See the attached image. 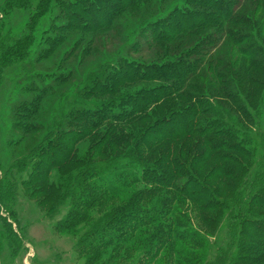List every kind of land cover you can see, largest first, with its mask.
Listing matches in <instances>:
<instances>
[{
    "label": "rangeland",
    "instance_id": "rangeland-1",
    "mask_svg": "<svg viewBox=\"0 0 264 264\" xmlns=\"http://www.w3.org/2000/svg\"><path fill=\"white\" fill-rule=\"evenodd\" d=\"M174 1H150L152 15H157L155 26L150 27L155 34L151 29L143 32L139 25L120 44L112 36L123 30L112 28L106 43L98 44L104 39L101 36L90 51L89 35L80 33L74 58L69 54L73 44H65L60 57L43 63L37 64L33 54L30 74L11 66L1 72L0 264H113L116 260L114 264H264V83L255 86L244 81L240 87L238 76L225 70L224 75L234 81L229 90L234 91L236 104L204 102L205 113L197 116L198 122H216V130L226 133L218 138L222 144L218 156L224 159L205 164L195 158L199 138L175 133L181 132L184 111L180 108L190 103L185 98L207 95L211 92L207 83L194 79L192 84L198 83L199 91H184L180 97L169 94V86L177 83L174 80L143 79L154 73L150 61L167 53L154 46L152 51L144 50L170 27L161 17L168 18ZM260 1L264 0H249L248 8L255 10ZM9 2L0 0V36L26 37L32 11L12 0L10 7ZM121 2L112 0L111 5ZM178 3L175 10L183 13L187 2ZM254 19L257 22L252 24L264 20L263 6ZM48 26L46 19L38 26V40L45 38ZM230 28L236 36L235 26ZM222 31L226 32V26L216 25L201 35L212 39ZM216 50V56L228 55L225 47ZM189 58L174 68L188 71V62L197 67L201 61L198 55ZM127 64L143 66L140 78L126 77L128 72L122 68ZM202 68L206 73L208 67ZM68 72L73 75L68 84H52L53 78ZM38 73L45 85L58 92L43 100L47 107L40 111L47 114L46 119H34L31 126L38 131L32 132L31 126L26 130L27 111L18 109L14 116L11 109L23 97V87L40 82ZM94 77L101 82L94 83ZM104 84L113 87L112 94L106 95ZM89 87L100 89L88 91ZM50 111L53 119H48ZM165 123L167 130L154 136L155 128ZM59 130H64L61 136ZM172 132L176 138L164 140ZM142 135L146 136L140 140ZM42 152L45 164L34 169ZM66 157L69 160L64 163ZM220 163L222 170L217 168ZM174 167L179 174L167 179L165 175H173ZM43 175L46 181L41 183ZM190 178L200 184H191L187 196L181 190L191 183ZM199 189L206 196L196 205L197 199L191 198ZM88 201L91 205L86 206ZM82 211L86 216L75 220L74 213Z\"/></svg>",
    "mask_w": 264,
    "mask_h": 264
},
{
    "label": "trees",
    "instance_id": "trees-1",
    "mask_svg": "<svg viewBox=\"0 0 264 264\" xmlns=\"http://www.w3.org/2000/svg\"><path fill=\"white\" fill-rule=\"evenodd\" d=\"M9 1L8 5L11 7V0ZM111 1L112 0H12V2L17 5L23 3V5L20 6L21 8L27 7L32 11L28 23L30 34L21 38H14L10 34L5 35L4 38H1L0 36V76L1 72L4 70L6 71L8 66L19 67L21 72H27V74H30L32 72L28 68L29 66H32L30 60L32 59L31 57L33 54V58H36L37 64L43 63L53 57H60V49H62L65 44H73L70 48L69 54L70 57L74 58L78 51V43L81 40L80 33L89 35L90 39H87L86 42L89 40L90 51L91 47L96 44V41H98L101 36L104 39L98 44L104 45L106 43L105 37L109 33L107 31L112 28H120L123 30V34L121 33L112 36L113 39L120 44H122L123 39L129 37L130 35L128 36V34L139 25H143V32L145 29H151L150 32H153L154 34L156 33L153 31L155 30L154 28H150L155 26L154 21L157 18V15H152V9L150 8L151 0H123L119 5H111ZM159 1L164 2V0ZM178 1L179 0L174 1L175 9L180 6ZM248 1L249 0H186L188 8L183 9V13H179L174 9L169 12L170 14L168 18L165 16L161 17V20L168 22L170 27H164V32L158 37H154V40H152L144 50L152 51L154 47H158L159 52H167L163 58H157L150 61L151 64H149L151 66L149 68L153 69L154 73H151V76L143 77V79H146L147 81L157 80L158 76H160L163 83L169 80L176 81V84L169 86V94H174L176 96L179 95L181 97L184 91H199L198 88H200V85L198 83L192 84V81L196 78H201V81L207 83L208 91H211L207 92V95L201 93V95H195L193 98H185L190 103L183 105L185 108H180L184 111L181 115L182 120L179 121L181 132L175 133L178 134V136L182 135L189 139L192 137L199 138V143L194 145V149L198 152L195 158L198 157V159L205 164H208L209 162H219V160L224 159H221L218 156V152L222 149L221 141H219L218 138H223L227 135L224 131L221 133L218 129L216 130V122L203 121L201 119L199 122L197 121L198 114L202 112L205 113L204 110L206 108H204V106L206 103L204 102H208L211 106H213V102H218V100H224L231 104H236L235 93H233L234 91L229 90L230 83H233L234 81L224 75V73H226L225 70L238 76L240 79V87L244 84V81L255 86H260L264 83V20L259 22V24H252V21L257 22L254 17L258 16L262 11L264 1L258 2V4L261 5H259L258 8L256 7L255 10L248 8ZM55 9L57 10V13L55 12ZM202 9L205 11H202ZM106 13H108V15L105 16ZM133 14L137 16L134 17ZM147 18L149 21L146 22ZM44 19L49 21L50 26L45 30V38L38 40L35 36V31L38 26L43 23ZM89 20H92V24L89 23ZM118 21L122 22L117 24ZM183 21L192 22L183 26ZM216 25H225L226 32L222 31L217 38L212 39H210L209 34L204 37L201 35L204 30ZM231 25L235 26L234 30H238L236 36L231 32ZM56 30L63 31L62 35H56ZM74 36L76 39H74ZM197 37L201 38L197 39ZM179 39H181V41L176 42ZM206 42H209L211 46L208 48L205 47L204 43ZM228 42L232 43V45H229ZM222 47H225L229 56L227 54L216 56L218 50H213L217 48L221 49ZM184 48L187 50L181 52ZM86 54L87 51L84 50L80 58L84 60ZM190 55L199 56L201 61L198 63L197 67L194 62L190 61L188 62V65L191 67L188 71H184L182 68L180 70L174 68L178 62H183V59L190 60L191 58L186 59ZM241 61L242 63H240ZM205 65L208 67L206 73L202 68V66ZM142 68L143 66H138L137 64H127L124 65L122 69L124 72H128L127 76L125 75L128 79L135 80L134 78H140L139 74L143 73ZM215 68L217 72L215 71ZM34 70L36 71V68ZM65 70L69 71L68 69ZM39 74L40 73L37 74V79L40 82L32 83L31 85L27 84L23 87V97L18 99V101H15L11 109V115L14 116H16L18 109L27 111V115L29 116V127L26 129L27 131L34 123V119H46L47 114L44 116L43 112L40 111L42 107H47V101H43L45 97H50L58 92L55 87L60 86H57V84L65 86L73 78V75L71 76L69 72L60 77H55L52 82L55 86L54 87L51 85H45L43 83L44 81L39 78ZM92 80H96L94 83L97 84L101 82V80L96 79V77ZM106 80L112 82L110 78H107ZM88 81L91 83V79H88ZM112 84L115 85L116 83L112 82ZM94 86L96 85L94 84ZM106 86H108V84H104L102 87V89L105 90L104 92L106 95L112 94L109 89H112L113 87L110 88ZM99 89L100 87H89L88 91ZM242 91H244V89H242ZM178 101L183 103L184 99ZM48 104L50 105L49 101ZM207 108L209 109V106H207ZM54 115L55 114L50 111L48 113V119H53ZM137 116H139L138 113H136L135 117ZM174 121L175 120H172L169 123L173 124ZM166 130L167 124H162L155 128L154 136H157ZM31 131H38V129L31 126ZM61 133H64V130H59L58 136H61ZM175 134L174 132L170 133L169 136L164 137V140L168 139L169 141V139L176 138ZM145 136L146 135H142L139 139L141 140ZM152 140L154 141V138H152ZM161 141H158L156 145ZM43 155L46 156L44 152L38 156L39 161L34 169L39 165H42L41 162L45 164L42 160ZM64 159V163L69 160L68 157ZM198 159H196V161ZM19 168L21 169L20 165ZM217 168L221 170L223 169L221 163ZM180 172L182 173V171ZM229 172L231 171H228L227 173ZM86 173H88V171H86ZM165 173L166 172L162 173V176H164ZM178 174L179 173H175L174 167V174L171 176L165 175V177L167 179H174ZM221 176L228 177V175ZM41 178V183L46 181V175H43ZM188 182L191 183L181 190V192L187 196L191 184L192 186L200 184L193 178L188 179ZM159 186L169 188L170 185L166 184L163 186L160 184ZM204 191L205 190L203 189H199V193L192 195L194 198L191 199H197L195 201L196 205H199L201 203L200 199H203L204 196H206ZM90 202L91 201H88L86 206L91 205ZM97 202L98 201H95V204ZM89 208L90 207H88L87 210ZM204 209L207 210L211 208L204 207ZM74 214H76L74 218L75 220H81L86 216L85 211L76 212ZM67 225L70 227L69 223ZM93 250H96V248ZM117 261L118 260L114 263Z\"/></svg>",
    "mask_w": 264,
    "mask_h": 264
}]
</instances>
